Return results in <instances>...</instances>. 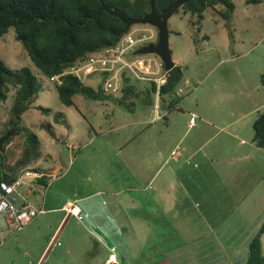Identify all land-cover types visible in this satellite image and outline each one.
I'll list each match as a JSON object with an SVG mask.
<instances>
[{"label": "rangeland", "instance_id": "374dc122", "mask_svg": "<svg viewBox=\"0 0 264 264\" xmlns=\"http://www.w3.org/2000/svg\"><path fill=\"white\" fill-rule=\"evenodd\" d=\"M232 3L233 11L229 20L222 17L224 7L221 5L208 7L202 18L182 7L169 17L171 58L175 65L183 69L179 87L183 92L173 109L166 111L159 108L161 115L166 116L161 120L151 121L152 107L142 105L139 100L132 98L135 101L133 111L119 105L116 99L121 94L120 89L105 91L100 100L75 94L73 105L63 104L58 98L54 84L41 74L27 56L22 44L15 39L14 29L9 28L0 37V58L10 69L28 67L42 82L41 90L21 114L19 131L16 133V129L12 128L14 130L6 139L9 143L3 150L7 165H10L21 155L26 143V129L33 131L40 140V156L20 172L17 193L32 207L37 208V201L41 202L49 188L65 187L63 190L68 198L71 197L72 202L74 198L94 194L88 197L86 203L89 204L97 198V191H104V195L110 197L111 189L106 186L107 182L115 179L116 183L119 174L129 175L124 167L110 160L115 156L117 148L123 147V152H126L127 147L161 148L166 151L168 163L174 168L177 164L172 159L178 156L177 150L188 148L198 154L188 160L183 169L195 173L192 164L197 163L201 168L209 167L210 173L214 169L212 173L218 175H210L205 179L201 177L203 181L198 182L215 192V195H211L214 201L209 203L216 211V216L209 218L206 212H203L204 202L200 200L203 196L202 186L197 188L189 185L187 181H181L191 203L188 200L189 210L185 209L187 215L178 220H183V224L194 228L196 233L181 235L171 232L168 247L170 249L176 242L182 246L179 252L185 257L188 254L199 252L201 255L204 252V257L195 259L190 256L187 264H214L213 261L219 262L223 259L226 262L229 260V264H245L248 242L258 228L256 225L259 226L264 219V213L261 211L264 201L260 203L261 199L257 197L264 189V178L263 181L257 179L260 175L258 165L262 162L264 164V150L243 154L238 148H233L230 154L223 152L221 148L214 151L213 146L222 140L225 134H220L216 128L205 122L207 120L211 124H225L233 119L231 111L235 114L251 113L254 104L264 103V86L260 83V73L264 71V0H232ZM133 29L152 30L153 37L143 44L156 42L155 27L135 24L131 26V30ZM140 33L136 32L135 36ZM135 50L136 46L132 47L130 55L125 58L133 59L132 53ZM150 56L160 60L154 54ZM100 80L101 76L94 74L87 77L84 84L96 89ZM14 93L15 87L9 85L6 99L0 103V136L11 130L10 109ZM154 101L159 105L157 94ZM40 107L48 111H42ZM256 114L257 112L251 113L246 122V129H249L250 125V139ZM51 131L55 134L51 135ZM185 149L180 150L185 154L184 158H180L179 164L184 162ZM148 156L156 158L151 150ZM159 160L157 158V163ZM48 167L56 168V171L50 174V178H45L46 183L37 188L39 192L35 191L37 177L34 176V171L44 170L43 172L48 174ZM242 167H248L249 171L244 181L253 184L250 185V189L254 191L251 200V195L249 199L245 197L243 200V197H239L241 193H235V187L232 188L235 181L232 179ZM153 168L152 163L149 170ZM195 177L198 180L197 174ZM179 178L184 179L185 175L179 174ZM237 179L239 185L236 189L242 190V172ZM183 200L185 202V198ZM247 202L248 210L244 208ZM242 208L243 218L231 219V215ZM231 210L233 211L230 215ZM199 214L203 217L196 218L195 215ZM201 218H204V224L208 222L219 226L226 225L229 220L227 225L230 227V233H218L216 239L209 242L210 237L205 234L207 228L202 226ZM173 221L174 219L168 220L169 226ZM0 229L3 233L7 232V225L1 216ZM26 229L27 227L22 232ZM17 231L19 230L8 232L6 235H10L12 239ZM262 247L264 251V236ZM13 251L11 245L4 244L3 248H0V260H8ZM168 254H172L171 250H168Z\"/></svg>", "mask_w": 264, "mask_h": 264}, {"label": "crops", "instance_id": "0c3cea01", "mask_svg": "<svg viewBox=\"0 0 264 264\" xmlns=\"http://www.w3.org/2000/svg\"><path fill=\"white\" fill-rule=\"evenodd\" d=\"M156 104L151 111V121L164 118L159 108L155 109ZM262 108H264V103L254 104L250 111L255 114ZM251 113L240 112L235 114L231 111L233 119L225 124L218 122L211 124L210 121L205 120L220 134H225L222 140L213 146V150L216 151L221 148L223 152L228 154L232 153L233 148H238L242 154L243 152L254 153L259 149L264 150V148L256 146L252 138H249L250 125L249 129H246V122H248ZM123 149V147L117 148L115 156L110 160L124 167L129 175L119 174L116 183L115 179L106 183V186L111 189L110 197L105 196L104 191H97V198L89 204L86 201L88 197L94 194L74 198L78 213L73 215L64 209V204L68 200H72L63 190L65 187L62 189L57 186L53 189L49 188L40 203L36 200L37 209L41 208L42 211L32 219L33 221L31 220L27 223L28 225L25 224L21 230L17 231L18 233L16 232L12 239H10V235H6L8 231L3 233L0 229V234L3 237V244L0 248H3L4 244L14 248V251L8 256V260H0V264H187V259L190 256L195 259L204 257V252L201 255L197 252V254L192 253L185 257L182 252H179L182 249L181 245L174 242L169 249L168 241H171L169 238L171 232L181 235L196 233L194 228L185 226L183 220H178L187 215L185 209L189 210L188 200L191 203L181 181H187L189 185L199 188L201 184L198 182L203 181L201 177L205 179L210 175L218 176L212 173L215 170L212 169L210 173L209 167L201 168L197 163L192 164L195 173L183 169L188 160L195 158L198 149L195 150L197 153L188 148L177 150L178 156L172 159L177 164L176 168L168 163L167 153L161 148L127 147L126 152H123ZM184 149L186 157L184 162L179 164L180 158H184L185 154L180 150L183 151ZM150 150L153 151L156 158L148 156ZM157 158L160 159L158 163ZM152 163L155 169L149 170ZM263 166V162L258 165L260 175L257 176V179L260 181H263L264 178ZM43 171H34L33 173L37 177V183L34 185L35 191L38 192L37 188L46 183L41 176L50 178V174L54 173L56 168L48 167L46 169L48 174ZM241 172L243 189L237 190L236 186L239 185L237 178ZM248 173V167H242V170L235 173V177L232 179V181L235 180L232 183V188L235 187L233 191L241 193L239 197H243V200L245 197L249 199L250 195L251 200L254 196V191L250 189V185L253 184L244 181L247 179ZM179 174L185 175V178H179ZM196 174L198 180L195 177ZM201 186L203 196L200 197V200L204 202L203 212H206L209 218H214L216 211L211 208L213 206L209 202L214 201L211 195H215V192L204 184ZM257 197L261 199L260 203L264 201V189ZM22 199L24 201L23 197ZM77 202L80 204H76ZM248 203L244 207L247 210ZM261 209L264 213V202L261 204ZM232 211H230V215ZM195 216L196 218L203 217L200 214ZM239 217L243 218V208L231 215V219ZM172 219L174 221L169 226L168 220L172 221ZM201 219L202 224L204 218ZM227 222L224 226L213 225L208 222L203 223L202 226L207 228L205 234L210 237L209 242L211 239L215 240L218 233H230ZM256 226L259 227L260 225L257 224ZM25 227L27 229L22 232ZM197 229L199 230V228ZM168 250H171V255L168 254ZM213 263L229 264V260L226 262L223 259L219 262L213 261Z\"/></svg>", "mask_w": 264, "mask_h": 264}, {"label": "trees", "instance_id": "16d2710c", "mask_svg": "<svg viewBox=\"0 0 264 264\" xmlns=\"http://www.w3.org/2000/svg\"><path fill=\"white\" fill-rule=\"evenodd\" d=\"M150 0H0V37L9 28L15 31V39L19 41L27 56L39 69L41 74L49 76L62 72L81 63L87 55L115 45L119 39L131 30L116 16L102 10L96 14L103 4L122 9L129 17H141L150 9ZM175 0H155V9L160 12ZM256 1V0H254ZM221 5V15L229 20L233 11L232 0H188L181 7L203 17L208 7ZM164 69V64H163ZM166 80L157 89L153 80L136 78L130 71L121 72V94L117 103L130 111L134 110L136 99L142 105H155L154 96L158 95L159 108L170 111L179 102L181 95H175L180 87L183 69L175 65L165 71ZM101 76L97 88L86 86L76 76L67 74L61 85H54L58 98L65 105H73V96L82 94L85 97L100 100L104 97ZM146 82V83H144ZM260 83L264 85V72L260 74ZM15 87L10 109L11 129L19 131L21 114L42 88V82L28 67L10 69L0 58V103L7 97L8 86ZM42 111H48L40 107ZM166 116L164 115V118ZM252 141L256 146L264 148V108L257 111L252 124ZM54 135V132H50ZM26 143L21 155L7 165L4 146L0 151V182L13 184L19 179L20 172L33 160L40 156V140L31 130H25ZM1 137V136H0ZM45 179L46 177H42ZM264 234V220L248 242L245 264H262L264 251L261 237Z\"/></svg>", "mask_w": 264, "mask_h": 264}, {"label": "built area", "instance_id": "2783aa9c", "mask_svg": "<svg viewBox=\"0 0 264 264\" xmlns=\"http://www.w3.org/2000/svg\"><path fill=\"white\" fill-rule=\"evenodd\" d=\"M140 31L138 36L135 33ZM148 32V33H145ZM153 37V32L150 29H133L124 34L119 41L112 46L103 50L92 52L85 59L76 65H73L66 70L53 74L48 77L49 81L54 85H61L63 77L67 74H72L77 79L84 83L87 77L99 74L106 75L103 81L104 91H117L122 86L121 72L123 70L130 71L136 78L143 80H153L156 83L157 89L166 80L165 69L163 62L155 59L150 54L134 55L131 58H125L130 55V49L136 46V49L143 45V42L150 40ZM152 65L154 68H152ZM183 92L182 88H178L175 95H180ZM159 105L156 104L155 109ZM18 182L7 184L0 182V216L7 225V231H16L24 227V225L33 219L42 209L32 207L24 199L23 205L19 208L14 205V201L10 198V194L16 191ZM66 212L76 215L78 207L72 201H67L64 204ZM3 244V237L0 234V246Z\"/></svg>", "mask_w": 264, "mask_h": 264}, {"label": "water", "instance_id": "95a60500", "mask_svg": "<svg viewBox=\"0 0 264 264\" xmlns=\"http://www.w3.org/2000/svg\"><path fill=\"white\" fill-rule=\"evenodd\" d=\"M187 1L188 0H175L167 7L163 8L160 12H157L155 9V0H150L149 11L144 13L141 17H129L122 9L113 8L110 5L106 4L101 5L97 10L96 14L104 10L108 14L119 18L126 25V29H129L135 24L150 25L155 27L157 30L156 42H149L141 45L133 52V54H154L158 56L163 62L165 71H169L172 67L175 66V63L171 58V51L169 47L168 19L173 13L177 11L179 7H181ZM13 130L14 129L9 130L4 136L0 137V151L2 150V145L4 141L8 138V135ZM10 198L13 199L14 205L16 207L19 208L21 205H23V199L16 191L10 194ZM262 264H264V260Z\"/></svg>", "mask_w": 264, "mask_h": 264}]
</instances>
